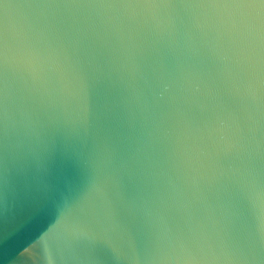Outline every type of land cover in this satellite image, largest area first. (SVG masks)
I'll list each match as a JSON object with an SVG mask.
<instances>
[{
	"label": "water",
	"instance_id": "1",
	"mask_svg": "<svg viewBox=\"0 0 264 264\" xmlns=\"http://www.w3.org/2000/svg\"><path fill=\"white\" fill-rule=\"evenodd\" d=\"M0 264H264V0H0Z\"/></svg>",
	"mask_w": 264,
	"mask_h": 264
}]
</instances>
